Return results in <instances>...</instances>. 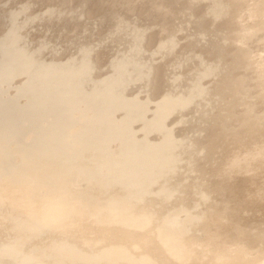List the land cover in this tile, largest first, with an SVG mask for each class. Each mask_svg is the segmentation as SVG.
I'll return each mask as SVG.
<instances>
[{
    "label": "rangeland",
    "instance_id": "obj_1",
    "mask_svg": "<svg viewBox=\"0 0 264 264\" xmlns=\"http://www.w3.org/2000/svg\"><path fill=\"white\" fill-rule=\"evenodd\" d=\"M225 75L244 77L246 100L263 115L256 76L236 63L225 0H0V120L48 98L81 99L74 110L55 107L76 116L68 134L107 112L111 153L177 165L196 186L194 204L207 193L248 217V229L263 230L264 202L239 212L224 151L209 148L222 126L216 104ZM244 103L229 127H237Z\"/></svg>",
    "mask_w": 264,
    "mask_h": 264
},
{
    "label": "bare ground",
    "instance_id": "obj_2",
    "mask_svg": "<svg viewBox=\"0 0 264 264\" xmlns=\"http://www.w3.org/2000/svg\"><path fill=\"white\" fill-rule=\"evenodd\" d=\"M18 68L16 65L10 69L13 71H9L13 73ZM69 97L72 96L48 98L43 103H36L27 108L23 114H14L13 118L4 119L0 124V225L4 226V233L15 238L17 234L25 235L24 233L28 232L42 238L43 232H49L58 239L76 238L80 245L102 254L109 245L117 244L98 238L87 239L92 230L96 232L102 231L101 229L114 230L129 237L140 231L146 238L155 237L158 244L164 246L172 258L184 261L190 256L184 250L190 241L186 233L198 227L207 209L202 207L198 214L193 212L183 220L181 217L176 218L177 220L173 217L176 216L174 214H178L177 212L193 207L195 201L193 190L196 186L192 188L190 203L184 204V200L181 201L177 196L181 197L190 191L183 187L184 181H181L179 188L177 187V181L172 180L173 171L164 176L162 172L164 161H157L155 157H151L150 162L139 165L140 156L134 151L122 150L119 152L121 157L111 153L105 147L108 145L105 139H110L114 131L103 127L105 119L109 116L107 112L87 118L84 127L68 134V125L76 117L73 110L81 103V99L71 100ZM61 104H69L73 110L56 112L55 107ZM29 125L34 131L25 134L23 140L22 134ZM98 133L106 137L97 140ZM79 139H82V143ZM13 140H17L18 143L10 145ZM74 144L75 147L66 150ZM11 149L27 159L43 157L51 159L53 162H48L50 164L55 165L59 162L69 172L75 173L74 181L92 178L89 183L95 184L94 192L97 194L98 190L104 189L109 192L115 187L124 190L123 192L133 200L110 204L87 201L79 189L75 188L73 178L71 179L74 177L72 172L49 186L45 178L41 177L44 170L33 167L32 161L18 168L12 166L15 165L13 163L15 154ZM119 158L123 160L119 162ZM149 184L154 186L147 188ZM202 196L204 197L202 200L208 204L206 208L210 207L212 205L209 202L210 195L206 193L202 194L201 198ZM134 200L143 203L149 209L158 206L161 223L149 220L142 206L135 205L136 202L133 204ZM161 225L174 230L165 232ZM118 240L126 244L134 242L131 239ZM4 241L7 240H0V263L45 264L25 251L10 247ZM126 250H120L123 256L142 255V248L134 243L132 248ZM65 260L67 264L72 261ZM253 264H264V261Z\"/></svg>",
    "mask_w": 264,
    "mask_h": 264
},
{
    "label": "water",
    "instance_id": "obj_3",
    "mask_svg": "<svg viewBox=\"0 0 264 264\" xmlns=\"http://www.w3.org/2000/svg\"><path fill=\"white\" fill-rule=\"evenodd\" d=\"M225 2L230 9V41L236 49V63L245 70L252 71L256 76L258 89L256 97L264 103V0H225ZM258 47H263L262 52L255 51ZM246 86L244 77L228 75L222 77L219 86L220 98L216 104L217 116L222 121V126L209 147L211 150L220 149L224 151L223 154H225L231 172L228 179H225L229 187L239 195L240 204L236 206L238 211L252 206L256 202H264V114L253 113V103L246 100L248 93ZM223 97H228V100H224ZM239 102H245L244 111L237 118V127H229L228 122L234 119L233 109ZM2 121L4 122V120H0V124ZM26 121L29 122L30 119H26ZM33 131V127L29 125L22 134V139L24 140L25 134ZM102 136L103 138L106 137ZM79 142L82 143V139H79ZM15 143L18 141L13 140L10 145ZM105 147L107 148V146ZM70 148L72 147L69 146L66 150L68 151ZM11 152L14 151L11 149ZM14 154L13 163L15 165L12 166L18 168L20 165L23 166L32 161L33 167L44 170L41 177L45 178L49 186L56 184L62 177L72 172H69L59 162H56L55 165L48 163L53 162L49 158L33 157L27 159V157L19 155L20 153L14 152ZM140 164L143 165L144 163ZM166 164L164 162V168H162L164 176L173 171L172 180L177 181L178 188L181 181H184L183 187L188 188L190 192H185L186 194L183 195L180 193L183 199L180 196L177 197L181 201L184 200V204L185 202L190 203L194 185L188 181L187 177L180 175L177 165ZM222 169L220 168V170ZM72 173L74 177L71 179L73 178L75 188L79 189L80 194L87 201L110 204L133 200L123 192L124 190L121 191L115 187L109 192L104 189L98 190L97 194L94 192L95 184L89 183L92 178H81L74 181L75 173ZM150 186H154V184H149L147 188ZM203 198L202 196L200 201L192 207L201 206L207 210L204 212L198 227L186 233L190 237V241L184 250L190 256L184 261L172 258L165 247L158 244L155 237L146 238L140 231L129 237L114 230L101 229L102 231L96 232L91 229L87 239L98 238L117 244L114 246L107 245L108 249L103 250L102 254L80 245L81 243L76 238L71 240L58 239L49 232H43L42 238L28 232H25V235L17 234L13 238L4 233L3 225H0V240L6 239L7 241L4 242L10 247L25 251L31 254L33 258L42 260L45 264H67L65 259L72 260L68 264H253L264 261V229L258 231L248 229L246 227L249 222L248 217L243 216L240 211V214H233L227 206L219 207L209 200L212 205L206 208L208 204L202 200ZM135 202L134 200L133 204ZM136 203L135 205L142 206L144 214L149 220L161 223L159 221L161 213L158 206H155V209H149L139 201ZM87 205L90 206L91 204ZM261 207L264 208V205ZM188 211L177 212L178 214H174L176 216L173 215V219H180L179 216H181V220H183L193 213ZM199 211L194 212V214H198ZM161 227L165 232L174 230L167 229L162 225ZM118 239H131L134 242L126 244ZM132 243L142 248V255L136 257L123 256L121 252L132 248Z\"/></svg>",
    "mask_w": 264,
    "mask_h": 264
}]
</instances>
